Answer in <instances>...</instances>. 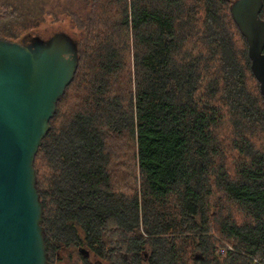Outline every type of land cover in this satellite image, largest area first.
<instances>
[{"label":"trees","instance_id":"16d2710c","mask_svg":"<svg viewBox=\"0 0 264 264\" xmlns=\"http://www.w3.org/2000/svg\"><path fill=\"white\" fill-rule=\"evenodd\" d=\"M232 2L59 6L81 32L33 162L48 264H264V96ZM44 11L0 0V37L63 31Z\"/></svg>","mask_w":264,"mask_h":264},{"label":"water","instance_id":"95a60500","mask_svg":"<svg viewBox=\"0 0 264 264\" xmlns=\"http://www.w3.org/2000/svg\"><path fill=\"white\" fill-rule=\"evenodd\" d=\"M261 7L233 0L230 13L264 96ZM77 65V42L64 31L27 43L0 37V264H48L33 162Z\"/></svg>","mask_w":264,"mask_h":264},{"label":"rangeland","instance_id":"374dc122","mask_svg":"<svg viewBox=\"0 0 264 264\" xmlns=\"http://www.w3.org/2000/svg\"><path fill=\"white\" fill-rule=\"evenodd\" d=\"M65 2L66 0H45L44 23H42V25H40V27L36 30L38 33L43 31L44 29L45 31H47V28L49 29L50 26H55V27L61 26L63 31L66 29L68 30L70 29L76 32V34L78 35L80 34L81 31L79 27L73 24V21L69 17L70 15H66L60 12V9H58L59 6L64 4ZM58 12H60L61 14ZM37 35L40 36L39 34ZM47 37H43V38H47ZM221 246L227 247V243L221 242Z\"/></svg>","mask_w":264,"mask_h":264},{"label":"built area","instance_id":"2783aa9c","mask_svg":"<svg viewBox=\"0 0 264 264\" xmlns=\"http://www.w3.org/2000/svg\"><path fill=\"white\" fill-rule=\"evenodd\" d=\"M230 248V247H229ZM226 251V248L225 247H221L220 249H219V252L220 253H224Z\"/></svg>","mask_w":264,"mask_h":264}]
</instances>
